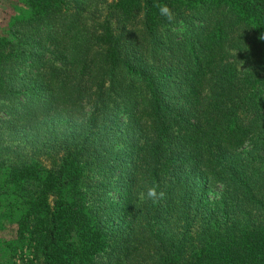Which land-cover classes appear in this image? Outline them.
Masks as SVG:
<instances>
[{"label":"trees","instance_id":"1","mask_svg":"<svg viewBox=\"0 0 264 264\" xmlns=\"http://www.w3.org/2000/svg\"><path fill=\"white\" fill-rule=\"evenodd\" d=\"M24 5L0 35L18 264H264V0Z\"/></svg>","mask_w":264,"mask_h":264},{"label":"rangeland","instance_id":"2","mask_svg":"<svg viewBox=\"0 0 264 264\" xmlns=\"http://www.w3.org/2000/svg\"><path fill=\"white\" fill-rule=\"evenodd\" d=\"M25 13L24 0H0V35L7 32L14 19ZM10 212L15 213L7 205L0 206V264H18L27 252L16 236V218Z\"/></svg>","mask_w":264,"mask_h":264},{"label":"clouds","instance_id":"3","mask_svg":"<svg viewBox=\"0 0 264 264\" xmlns=\"http://www.w3.org/2000/svg\"><path fill=\"white\" fill-rule=\"evenodd\" d=\"M158 185L148 186L146 193H140L141 199L146 198L152 200L153 202H159L164 198L165 193L163 191H158Z\"/></svg>","mask_w":264,"mask_h":264}]
</instances>
